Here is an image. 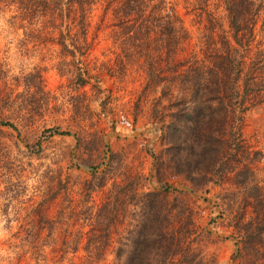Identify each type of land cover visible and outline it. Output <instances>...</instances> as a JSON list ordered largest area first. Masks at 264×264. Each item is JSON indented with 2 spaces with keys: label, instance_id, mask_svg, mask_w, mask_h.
<instances>
[{
  "label": "rangeland",
  "instance_id": "rangeland-1",
  "mask_svg": "<svg viewBox=\"0 0 264 264\" xmlns=\"http://www.w3.org/2000/svg\"><path fill=\"white\" fill-rule=\"evenodd\" d=\"M252 3L238 45L223 0H95L84 35L0 0V264H264V87L232 128L223 91L213 103L216 159L237 162L203 166L168 132L190 81L221 89L226 41L241 71L264 57Z\"/></svg>",
  "mask_w": 264,
  "mask_h": 264
},
{
  "label": "trees",
  "instance_id": "trees-1",
  "mask_svg": "<svg viewBox=\"0 0 264 264\" xmlns=\"http://www.w3.org/2000/svg\"><path fill=\"white\" fill-rule=\"evenodd\" d=\"M16 7L21 9L26 13H33L37 9L46 10L53 19H56V26H64L66 29L65 33L74 34H85L86 19H85V9L89 7L95 0H12ZM224 8L227 13V23L230 29V35L232 41L235 44H240L241 40L239 34L241 33V23H238V15L242 14L244 10L251 11V6L253 0H223ZM43 7V8H42ZM242 9V10H241ZM168 18H166V21ZM241 20V19H240ZM68 23V24H67ZM63 24V25H61ZM247 26V25H246ZM73 28V29H72ZM72 29V30H70ZM58 34L63 35L61 30L58 29ZM245 34V33H244ZM62 38V37H61ZM60 47H65L67 52L73 56L75 43L70 42L71 48L67 47V44L60 39L57 41ZM225 51L216 53L222 58L221 62L215 64V66L224 72L225 79L221 82L220 90L210 94L204 93V90L200 87L201 84H206L205 81L200 82L198 80H192L189 86L190 96L188 99L181 98V105L178 111L172 115L173 119L169 126V135L177 137L178 142H186L187 148L190 153L195 155L201 164L208 165L210 168H216L222 163L237 162L239 159H216L221 154L218 149L219 136L215 134V129L212 128V122H219L221 119H225L227 115H221L220 110L216 108L213 103H216L218 98V93L223 91L224 96V108L228 107L226 110L231 115L228 119L231 120L230 124L234 122L236 114L233 113L236 110H242L246 94H256L257 91L263 89L264 87V57L262 52H258L254 58H252L245 70L241 71L239 68V59L235 56L236 47L230 42H225ZM183 78H187L183 76ZM238 78L240 83H238ZM188 80V79H184ZM186 82V81H185ZM214 84L217 83L215 80ZM190 86H192L190 88ZM251 91V92H248ZM221 100V99H220ZM222 101V100H221ZM204 111L201 112V110ZM234 110V111H233ZM2 122V121H1ZM11 127L14 125L10 122L3 121ZM187 124H189L186 130ZM232 128V124H231ZM57 133L68 134L67 130L55 131ZM225 145L228 148V153L233 154L235 149L231 147L238 146L237 136L231 130V137L224 140ZM225 152V151H224ZM230 168V167H228ZM232 170V169H231ZM235 174L241 176L237 182L241 185L250 186L251 189L257 190L260 185L257 183L255 176L252 172L243 169L242 172L239 170L234 171ZM144 207V206H143ZM237 223V222H236ZM235 223V224H236ZM237 232L240 233L242 229L237 227ZM134 230V229H133ZM132 230V231H133ZM135 234L142 235L144 231L135 229L133 231ZM149 233H144L145 238ZM240 236V235H239ZM146 241V239H143ZM129 260H124L122 264H129Z\"/></svg>",
  "mask_w": 264,
  "mask_h": 264
},
{
  "label": "water",
  "instance_id": "water-1",
  "mask_svg": "<svg viewBox=\"0 0 264 264\" xmlns=\"http://www.w3.org/2000/svg\"><path fill=\"white\" fill-rule=\"evenodd\" d=\"M134 134H135V132H134ZM176 188H177V189L190 190V188H189V187H186V186H177Z\"/></svg>",
  "mask_w": 264,
  "mask_h": 264
}]
</instances>
